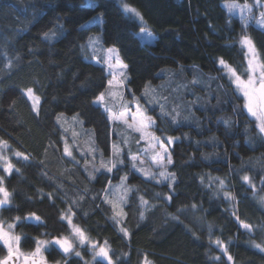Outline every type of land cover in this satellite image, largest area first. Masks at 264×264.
<instances>
[{
    "label": "trees",
    "instance_id": "16d2710c",
    "mask_svg": "<svg viewBox=\"0 0 264 264\" xmlns=\"http://www.w3.org/2000/svg\"><path fill=\"white\" fill-rule=\"evenodd\" d=\"M224 1L0 0V140L7 142L4 146L11 162L19 169L5 176L12 199L0 209V220L15 223L23 251L35 249L37 239L70 235L72 226L60 219L63 213L92 241H107L116 264H143L145 256L149 264H264V252L254 247H264V139L254 119L241 111L242 103L228 87L225 68L219 65L222 58L246 78V51L239 40L243 35L250 37L264 63V28L252 21L245 25L223 8ZM228 1L247 3L252 12L258 9L255 0ZM124 4L143 21L124 12ZM98 14L103 21L94 19L88 24ZM142 29L154 34L155 41L144 42L137 34ZM45 32L55 35L46 39ZM93 37L99 40V51ZM109 47H115L128 65L125 97L131 101L138 97L145 113L156 120L154 128L161 138L180 137L170 146L174 163L168 171L176 177L172 189L168 181L157 184L131 167L129 152L143 151L139 134L108 121L105 109L93 102L107 87ZM181 66L204 77L213 76L228 87L239 102L237 112L228 103L222 111L210 114L216 118L229 112L234 117L230 128L224 122L206 126L204 120L199 124L202 129L173 125L157 106L145 101L146 85L164 79L162 69ZM28 88L41 99L39 113L32 110L23 92ZM60 114H78L84 127L92 129L95 140L88 155L81 152L86 148L78 141L72 148L75 160L64 154V139L72 140L68 131L73 121L65 117L58 122ZM212 135V142L205 141ZM116 141L124 164L90 179L85 160L95 152L100 160L102 153L103 161H109ZM17 151L29 160L17 159ZM148 170V174L158 172L151 165ZM125 174L133 191L124 216L117 217L104 202L105 189L109 180L117 183ZM244 175L251 184L242 180ZM217 178L224 180L225 189H219ZM225 191L235 199H225ZM169 195L170 202L166 200ZM141 197L147 204H141ZM32 212L43 222L15 221ZM240 222L251 225V231L241 230ZM121 228H127V237ZM217 240L227 248L231 262L214 243ZM77 248L80 257L54 248L47 251V260L90 262L87 250ZM1 252L0 248L3 256Z\"/></svg>",
    "mask_w": 264,
    "mask_h": 264
},
{
    "label": "snow or ice",
    "instance_id": "6c2138e0",
    "mask_svg": "<svg viewBox=\"0 0 264 264\" xmlns=\"http://www.w3.org/2000/svg\"><path fill=\"white\" fill-rule=\"evenodd\" d=\"M255 6L259 8H264V0H255ZM230 10L240 8L241 11V17L246 25L249 19H255L256 23L259 25H264V12H261V15L259 18H256L253 16L252 13V6H249L247 3L243 5V7H240L236 4H229L227 6ZM124 12L126 13H133L136 17H138L141 21H143V17L140 16V14L133 8H130L127 4L123 5ZM247 13V14H245ZM60 31H63L62 26H58ZM55 35L54 32L49 33L45 32L44 37L46 39H49ZM239 43L242 47H245L247 49L246 52V58L248 60V68L245 70V75L247 76L246 79H243L241 75L237 74L236 69L231 68L228 66L225 61L221 58L219 60V65L221 68H227L228 72V78L231 81L232 84L235 85L234 91L238 93L237 98L243 99V104L241 106V111H246L247 114L254 117V123L258 130V134L261 136L262 139H264V63L259 62V56L256 51L255 45L250 37L247 35L241 36ZM107 52L109 53L108 59L105 61L107 64V68L109 69V75L111 76L110 79H107V88L106 91L100 92L93 101L97 104H103L105 101L106 92L111 93V89L113 86L120 87L125 85V81L127 80L126 76V70L128 68V65L123 63L121 58L118 55V50L114 47H109L107 49ZM114 60V63L112 62ZM119 79V83L114 85V82H116ZM27 96L32 99L33 101H38L39 97H36L33 95V89L28 88L27 89ZM134 99H136L134 97ZM153 102V101H149ZM161 114L167 115L164 111L165 105L161 104ZM33 111H37L36 105H33L32 108ZM175 111V110H174ZM105 112L108 113L107 120L108 121H114L119 120L122 121L124 124H126L129 128H133L134 131L141 133V139H143L145 136L149 138L151 143L150 151L153 152V163L156 165L158 172L157 173H150L145 174L144 169L137 168V171L141 172L142 174H145L148 179L155 181L157 184H162L165 181H168L167 187L169 189H172L173 183L175 182V174L170 173L168 171V167L173 165L174 161L172 159V155L170 152V146L173 145L176 140L179 138H173L171 136H168L164 139H162L160 136H156L153 132H148L147 129L153 127L155 124V121L152 117L146 116L144 113L146 112V109H142L139 105V100L136 99V111L133 112L131 109H127L126 111H121L118 116H114L111 113V110L108 108H105ZM179 112H176L175 115L172 116L173 122L176 121L177 117L179 116ZM137 116L141 118V125L139 127H136L133 124L128 123V119L136 120ZM82 123V122H81ZM225 124H228V121H224ZM67 131V130H65ZM6 141L0 140V145H6ZM114 149H118L119 145L114 144ZM94 151V149H93ZM64 154L67 157H71L73 160H75V157L73 156V152L70 150L67 140H65V147H64ZM101 167L106 168L107 172L111 173L113 168H115L118 164L123 165L124 159L120 158L121 153L116 150L113 152L114 159H110L107 162L103 161V154L101 153ZM14 156L17 159H23L25 161L29 160V157L23 153V152H15ZM128 158L131 162V167L136 168V162L140 160V157L136 154H131L129 152ZM78 163V162H77ZM143 163V161H141ZM108 164H111V167H108ZM0 167H2L3 172L5 174L10 175L13 170L19 171V169H15L13 163L11 160L6 157L0 155ZM98 170V169H97ZM90 178L92 177V173H89ZM127 174L121 177V181L124 182L127 180ZM5 176H0V207L6 206L10 204L12 199V193H10L5 186ZM219 180V178H217ZM242 180L247 183L251 184L250 177L248 175H244L242 177ZM108 184H111V180L108 181ZM254 188L255 186L252 185ZM226 188L224 180H219V189L223 190ZM130 191V189H128ZM105 192H107V188L105 189ZM157 197H160L159 193H156ZM224 197L227 200H234L235 198L231 195L230 192L225 191ZM49 198L51 199V194H49ZM141 199V204H147V201L143 200V197ZM172 197L169 195L166 197V200L170 202ZM105 203H110V201L105 197L104 198ZM113 211L115 212V216L119 217L121 215V212L115 211L116 205L113 204ZM178 212H181L182 209H178ZM74 215V214H73ZM66 217L62 213L60 216L61 220H64ZM24 220H33L36 222H43L41 220V217L38 216L35 212H32L28 214L25 217H15V221H21ZM141 219H143V213H141ZM172 219L176 220L178 219L177 216H172ZM239 218L237 217V220ZM68 224L72 226L73 231V239H78L79 243L81 245L85 244L86 240H88L85 231L80 228L79 226L72 225V219L71 217H67ZM240 226L245 229L246 231H251V225L247 223L240 222ZM15 227L14 223H9L5 227V224L3 222H0V241H3V244L7 248V255L3 258H0V264H10V262H13L15 264V261H13V258L15 257L16 261H19L21 256L23 257L24 264H27L30 257H36L40 256L41 260L43 261L44 258L42 256V249L50 246V245H57L59 249L62 250L64 254H69L74 251V244L72 240H69L67 237H54L52 240L44 241L37 239L35 241L36 247L35 250L30 254H24L20 252L19 248V242H20V236L13 235V229ZM120 231L123 233L125 237L129 235L127 228H121ZM218 248L221 249V251L227 256V260L231 262L233 260L231 255L227 254V248L222 244L221 241L217 240L214 242ZM13 244H15V248L13 247ZM91 247L93 249L94 257H100L103 261L106 262V264H116V262L113 260V255L110 247H108V242L104 241L103 244H99L98 242H91ZM254 247L259 249L261 252H264V247H261L260 244H254ZM75 255L77 257L81 256V253L79 251H75ZM216 259H220L219 257H216ZM32 264H37L35 259H32ZM46 264V261L44 262ZM143 264H148L147 256L144 257Z\"/></svg>",
    "mask_w": 264,
    "mask_h": 264
},
{
    "label": "rangeland",
    "instance_id": "374dc122",
    "mask_svg": "<svg viewBox=\"0 0 264 264\" xmlns=\"http://www.w3.org/2000/svg\"><path fill=\"white\" fill-rule=\"evenodd\" d=\"M229 4H236V5H239L240 7H243V5L245 3L242 4L239 2L228 1V0H225L223 2V6H224L223 8H225L232 15H235V17H239L240 19H242L240 8L238 7L236 9L230 10L227 7ZM249 6H251V5H249ZM261 12H264V8L258 7V9L255 12H252L251 14L253 16H255L256 18H259L261 15ZM245 14H247V13H245ZM94 19L102 22L104 17L102 14H98L95 18L90 20V22H88V24L93 23ZM248 21H252L255 24H257L255 19H249ZM257 25H258V27L264 28V25H259V24H257ZM137 34L144 42L146 41V42L152 43L155 41V35L150 33L149 31H147L146 29L140 30ZM91 40L94 41V44H95L94 46H95L96 51H99L100 45H99L98 38L93 37ZM243 49H245V51L247 52V49L245 47ZM105 56H106V60H107L108 56H109V53L107 51H106ZM258 56H259V54H258ZM112 62L114 63V60ZM259 62H261L260 59H259ZM247 64H248V60H247ZM106 66H107V64H106ZM231 68H233V67H231ZM227 72H228V69L225 68L226 82L228 84V87L233 89V92H235L234 91L235 85L232 84L231 81L229 80ZM108 74H109V69H108ZM161 74L164 75V79L160 80L156 84L146 85V88L144 89L142 96L150 106H157L159 108L160 114H161L160 105L161 104L165 105L164 111L168 114L167 115L161 114L162 117H165V118L167 117V119L169 121H171V123L173 125H177V126H196L197 128L200 127L202 129V125L199 126V124H200L201 120H204V123L206 126L215 125V124H217V122L220 123V122L228 121L229 123L227 124V127L228 128L231 127L230 123H232V119L234 117L230 116L229 112L219 113L218 115H216V118H214L210 114V113L222 111L226 106H228L227 105L228 103L233 105V112H237V110H238V104L237 103H239V102L234 100L232 94L229 92L230 90L228 89V87L226 85H224V83L220 82L219 80L217 81V79L213 76H208V77L205 76L204 77V76L200 75L198 72L195 73V71H193L191 68L187 69V68H184L183 66L175 68V69L174 68L162 69ZM126 76H127V80H128L129 76H128L127 71H126ZM108 77H109V79L111 78L110 75ZM246 78H243V79H246ZM127 80L125 81V85H123V86H120V87L113 86L111 89V93L106 92L105 101L102 105L97 104V103L96 104L101 105L103 107V109H105V108L110 109L111 113L114 116H118L121 111H126L127 109H131V111L135 112L136 111V99H138V97H135L136 98L135 101H131L133 99H131L130 97H125L126 96V89H127V87H126L127 86ZM118 83H119V79L116 82H114V85L118 84ZM23 92L25 93V96L29 100L28 102L31 103L32 108H33L34 104L36 105L37 111H34V112L39 113V111L41 109L40 97L33 90V95L36 97H39L38 101H33L32 99H30L27 96V89L24 90ZM235 94L238 96V93L235 92ZM149 101H153V102H149ZM240 102L243 104L242 98H240ZM139 105L141 106L140 102H139ZM141 108H142V106H141ZM200 110L203 112H199ZM176 112H179L180 115L177 117L176 121L173 122L172 116L175 115ZM144 114L146 116L151 117L150 115H148L146 113H144ZM65 117H68V118L72 119L71 121H73L72 122L73 127H70L69 131H68L72 140H70V141L67 140V143H68L70 150L72 151L73 144L74 145L77 144L75 141H78L79 145H81L83 143L85 145V148H86L85 151H83V149H81V152H84L85 155L86 154L88 155L89 153H87V150L88 151L92 150L93 140H95V135H94L92 129H88V128L84 127L83 122L81 121L78 114L72 115V116L60 114L58 122L62 121L63 118H65ZM250 117L255 119L252 116H250ZM153 120L155 121V124L153 125V127L147 129V131L153 132L156 136H159L156 133V130L154 128V127H156V120L155 119H153ZM111 122L112 123L119 122L121 124H124L122 121H119V120H114ZM128 123L133 124L136 127H139L141 125V118L139 116H137L135 121L129 118ZM124 125H126V124H124ZM129 129L133 130V128H129ZM134 132H136V131H134ZM137 133L140 136L139 142H142L144 146H143L142 153L137 154L140 157V160H138L137 163L139 165H142V166L136 167V170H137V168H142V169H144V173L148 174L150 171V170H148V169H150V165L152 167L157 168L156 165L153 163V155L154 154L152 151L149 150L151 148L152 142L149 140V138L147 136H145L143 139H141V133L140 132H137ZM167 136H170V135H167ZM171 137L176 138L177 136H171ZM259 137L261 138L260 135H259ZM178 138L180 139V137H178ZM214 138H215V135H212V136H206L204 139H205V141L212 142L214 140ZM65 140H66V138L64 139V143H65ZM118 143L120 144V142L116 141L113 143V145L118 144ZM254 146H255V144H254ZM116 150H120V149L119 148L114 149V151H116ZM0 155L6 156L11 160V157L9 156L10 154L7 151V146L0 145ZM120 158H122V157H120ZM111 159H114V157L112 156ZM141 161H143V163H141ZM101 162L102 161L95 155V152H94V157H90L88 160L86 159L84 162L85 163L84 164L85 174H87L89 177V173H92V177H94L98 172L107 171L106 168L101 167ZM148 163H150V165ZM118 165L119 164L117 163V166ZM108 167H111V164H108ZM139 173L142 174L141 172H139ZM145 174H142V175H145ZM3 175L7 176L8 174H5L3 172L2 167H0V176H3ZM90 179H93V178H90ZM128 189H130V191H128ZM132 191H133L132 186H130L128 184L127 180L122 182L120 179L119 182L111 183L109 185L108 190L106 192V198L110 201L109 204L111 206L113 204L116 205L115 211L121 212V215L119 217L124 216L123 213H125V206L128 203V200H129V197H130ZM1 208L2 207H0V209ZM65 217H66L65 219L67 220L68 216H65ZM0 222H3L5 224V227L9 223H14V222H4L2 220H0ZM14 229H15V227H14ZM14 229H13V235H18ZM241 230L246 231L242 227H241ZM62 237H67L69 240H72V242L74 244V251L69 253V254H65V255L76 256L75 251H80L77 248L80 245L81 248H84L85 250H87L88 254L91 256L90 257L91 261L87 262L86 264H91L92 262H95L96 260H102L100 257H94L93 249L91 247V242H94V241H92L89 237H87L88 240H86L85 244H83V245H81L79 243L78 239H73V231L70 235L62 236ZM43 240L48 241L45 239H43ZM0 244H3V241H0ZM13 247L15 248V244H13ZM19 248H20V251H22V249L20 247V242H19ZM54 248H56L62 252V250L59 249V247L57 245L53 244V245L47 246V247L42 249L43 258H46L47 251H50L51 249H54ZM34 250L35 249H33L29 252H25V251L24 252L22 251V252L24 254H30ZM6 252H7V248H6ZM3 257L4 256H0V258H3ZM36 257H40V256H36ZM52 264H59V263L53 262Z\"/></svg>",
    "mask_w": 264,
    "mask_h": 264
},
{
    "label": "water",
    "instance_id": "95a60500",
    "mask_svg": "<svg viewBox=\"0 0 264 264\" xmlns=\"http://www.w3.org/2000/svg\"><path fill=\"white\" fill-rule=\"evenodd\" d=\"M32 259H35L36 260V262H37V264H44V262L46 261V264H51L48 260H46L45 258H44V260L42 261L41 260V257H30L29 258V260H28V262H27V264H32ZM13 261H15V264H24V260H22V261H16L15 260V257L13 258ZM10 264H13V262H10Z\"/></svg>",
    "mask_w": 264,
    "mask_h": 264
},
{
    "label": "flooded vegetation",
    "instance_id": "af4514ba",
    "mask_svg": "<svg viewBox=\"0 0 264 264\" xmlns=\"http://www.w3.org/2000/svg\"><path fill=\"white\" fill-rule=\"evenodd\" d=\"M0 248L3 250V252H4V254H3V256H6L7 255V252H6V247L3 245V244H0ZM22 249V248H21ZM23 251V250H22ZM22 251H20L21 253H23ZM3 252H1V253H3ZM25 252H27V251H25ZM0 256H2V255H0ZM46 260L48 259L47 258V256H46V258H45ZM23 260V257L21 256V258H20V261H22ZM49 261V260H48ZM51 264L53 263V262H51V261H49Z\"/></svg>",
    "mask_w": 264,
    "mask_h": 264
}]
</instances>
